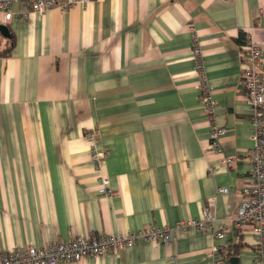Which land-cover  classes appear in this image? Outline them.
<instances>
[{"label": "crops", "instance_id": "0c3cea01", "mask_svg": "<svg viewBox=\"0 0 264 264\" xmlns=\"http://www.w3.org/2000/svg\"><path fill=\"white\" fill-rule=\"evenodd\" d=\"M15 4L12 12H26ZM0 34V252L202 219L214 231L169 246L139 241L61 264H253L254 238L229 219L249 170L241 82L251 37L264 63V0H95L4 22ZM194 29L222 154L208 150ZM264 77V71H262ZM98 132L108 195L85 135ZM230 160V162H226ZM227 188V193H218Z\"/></svg>", "mask_w": 264, "mask_h": 264}, {"label": "built area", "instance_id": "2783aa9c", "mask_svg": "<svg viewBox=\"0 0 264 264\" xmlns=\"http://www.w3.org/2000/svg\"><path fill=\"white\" fill-rule=\"evenodd\" d=\"M95 0H0V14L4 22L18 18L26 19L30 13L43 15L48 10L57 8L66 11L76 6H84ZM17 4L27 9L26 12H12ZM192 34V57L196 73L200 79V103L211 125L208 150L222 154L220 139L223 128L213 123V103L203 67L202 52L198 45L194 29ZM245 65L241 73V82L250 106L249 126L252 147L249 151V170L247 179L241 187L242 200L235 215L229 219L235 228L248 227L254 238L255 259L253 264H264V63L262 51L251 37H247L242 46ZM90 143V159L99 174L100 195H108V178L103 173V163L109 151L98 146V132L89 131L85 135ZM226 162H230L227 160ZM227 188H218V193H227ZM226 221H217L205 208L202 219H186L175 226L161 228H143L135 232L107 234L94 238L76 237L67 242L54 240L51 243L35 248L33 246L18 250L0 252V264H61L75 263L86 257H102L117 250L134 247L139 241L157 242L164 246L172 244L178 234L190 231H214V235L223 239Z\"/></svg>", "mask_w": 264, "mask_h": 264}, {"label": "water", "instance_id": "95a60500", "mask_svg": "<svg viewBox=\"0 0 264 264\" xmlns=\"http://www.w3.org/2000/svg\"><path fill=\"white\" fill-rule=\"evenodd\" d=\"M0 34L3 36V37H6L8 38L10 36L9 34V30H8V27L6 25H0ZM237 258L236 257H231L229 259V262L230 264H237Z\"/></svg>", "mask_w": 264, "mask_h": 264}, {"label": "trees", "instance_id": "16d2710c", "mask_svg": "<svg viewBox=\"0 0 264 264\" xmlns=\"http://www.w3.org/2000/svg\"><path fill=\"white\" fill-rule=\"evenodd\" d=\"M9 51H10V48L6 51V52H4V53H0V55H8L9 54ZM233 255H235V252H229L228 254H227V257L230 259L231 257H233Z\"/></svg>", "mask_w": 264, "mask_h": 264}]
</instances>
